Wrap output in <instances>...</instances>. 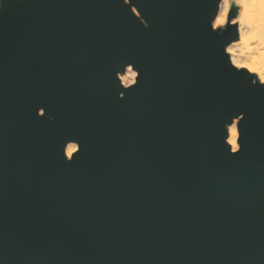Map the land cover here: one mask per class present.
<instances>
[{"label": "water", "instance_id": "1", "mask_svg": "<svg viewBox=\"0 0 264 264\" xmlns=\"http://www.w3.org/2000/svg\"><path fill=\"white\" fill-rule=\"evenodd\" d=\"M0 3V264H264V88L215 0Z\"/></svg>", "mask_w": 264, "mask_h": 264}, {"label": "clouds", "instance_id": "2", "mask_svg": "<svg viewBox=\"0 0 264 264\" xmlns=\"http://www.w3.org/2000/svg\"><path fill=\"white\" fill-rule=\"evenodd\" d=\"M17 2L23 4L24 0H17ZM209 2L211 3L213 0H209ZM122 3L125 6L130 5L129 0H122ZM215 3V13L208 23V29L212 34L218 36H223L229 31L234 32V36L223 45L222 59L234 73H237L236 70L238 69H247L254 77L246 76L250 86L264 88V0H215ZM2 6V3H0V7ZM129 10L132 16L133 12L136 13L135 18L137 19L138 17L140 24L144 28L148 27L146 22L140 19L135 7H129ZM128 73L131 74L130 77ZM139 75V72L134 70L132 64H126L122 72L115 74V80L123 91H127L137 84ZM124 81L127 82L125 83ZM123 91L118 94V99H123ZM36 117L37 119L46 118L49 123L54 121L53 116H45L43 108L36 110ZM242 119L243 114H240L224 126V130L226 126L236 128L234 142L231 140L226 142L224 139V145L230 156L236 155L241 150L238 143L240 138L238 125ZM69 143L77 144L74 141L68 142L61 149V156L65 163L72 160V158L66 159L64 153L65 146Z\"/></svg>", "mask_w": 264, "mask_h": 264}, {"label": "bare ground", "instance_id": "3", "mask_svg": "<svg viewBox=\"0 0 264 264\" xmlns=\"http://www.w3.org/2000/svg\"><path fill=\"white\" fill-rule=\"evenodd\" d=\"M239 62V61H238ZM247 70V69H245ZM248 71V70H247ZM249 72V71H248ZM250 73V72H249ZM251 74V73H250ZM128 76L130 77L131 74L128 73ZM125 83L127 81H124ZM227 131H228V136H227V142L229 140L231 141H235V133H236V128L235 127H232V126H228L227 128ZM77 150V145L75 143H69L66 145V148H65V153H66V157L69 159L71 157V155Z\"/></svg>", "mask_w": 264, "mask_h": 264}]
</instances>
